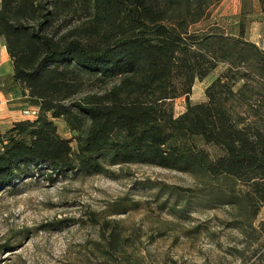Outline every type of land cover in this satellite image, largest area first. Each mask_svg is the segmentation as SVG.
Instances as JSON below:
<instances>
[{
  "label": "trees",
  "instance_id": "obj_1",
  "mask_svg": "<svg viewBox=\"0 0 264 264\" xmlns=\"http://www.w3.org/2000/svg\"><path fill=\"white\" fill-rule=\"evenodd\" d=\"M221 1L0 0L13 81L39 110L7 128L0 123V192L40 171L54 181L141 163L241 181L257 217L264 118L255 104L264 94V49L246 38L242 21L234 35L218 23L197 27ZM220 63L227 67L206 88L207 100L192 103L195 81ZM182 96L186 109L176 115L171 102ZM60 119L72 138L60 133ZM260 227L264 234V220ZM102 238L105 264H116L128 237L111 228Z\"/></svg>",
  "mask_w": 264,
  "mask_h": 264
},
{
  "label": "rangeland",
  "instance_id": "obj_2",
  "mask_svg": "<svg viewBox=\"0 0 264 264\" xmlns=\"http://www.w3.org/2000/svg\"><path fill=\"white\" fill-rule=\"evenodd\" d=\"M241 21L246 38L264 49L260 0L215 3L197 27L218 23L234 35ZM6 61L0 48L4 73L10 68ZM226 67L220 63L205 79H197L190 101H206V88ZM1 89L11 94L7 106L14 113L10 119L0 117L7 128L25 116L31 103L20 87L13 92L7 80ZM171 103L176 115L186 109L184 96ZM255 105L264 118V94ZM57 124L64 137L74 136L62 119ZM110 169L109 175L68 172L54 181L48 171H40L0 192V264H105L98 247L105 244L102 230L107 235L111 228L129 239V246L115 251L116 264H258L264 251V207L257 217L250 215L243 182L141 163Z\"/></svg>",
  "mask_w": 264,
  "mask_h": 264
},
{
  "label": "crops",
  "instance_id": "obj_3",
  "mask_svg": "<svg viewBox=\"0 0 264 264\" xmlns=\"http://www.w3.org/2000/svg\"><path fill=\"white\" fill-rule=\"evenodd\" d=\"M0 48H1V51L3 53H6V60H7L6 62H8L9 65H10L9 71H7V73H4L1 70L2 69V63H0V110L2 111L0 113V117H2L4 119H10V118L14 117L13 111L12 110H8V106H7V102L10 100L9 96L11 94L10 93H5L6 91L1 89V86H2L3 82L5 80H7L8 85L10 87H13V90L16 89V88H19V87L13 81V78H12L13 69H12V65H11L12 60H11V58H9V56L7 54L6 47H5V45H4V43H3V41L1 39H0ZM13 92H16V91L14 90ZM23 97L26 99L27 102L30 103V99H29V97H28V95L26 93H24ZM21 119H29V118L26 117V116H23L22 114H20L19 117L13 119L11 122H14V121H17V120H21ZM0 123H2L1 120H0Z\"/></svg>",
  "mask_w": 264,
  "mask_h": 264
},
{
  "label": "built area",
  "instance_id": "obj_4",
  "mask_svg": "<svg viewBox=\"0 0 264 264\" xmlns=\"http://www.w3.org/2000/svg\"><path fill=\"white\" fill-rule=\"evenodd\" d=\"M39 113L38 108L30 107L23 110V114L28 117L29 119H34ZM247 264H254L252 261Z\"/></svg>",
  "mask_w": 264,
  "mask_h": 264
}]
</instances>
